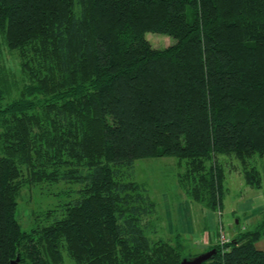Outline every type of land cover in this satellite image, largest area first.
Masks as SVG:
<instances>
[{
    "label": "trees",
    "instance_id": "16d2710c",
    "mask_svg": "<svg viewBox=\"0 0 264 264\" xmlns=\"http://www.w3.org/2000/svg\"><path fill=\"white\" fill-rule=\"evenodd\" d=\"M225 155L263 187L264 0H0V264H182L200 253L154 237L136 162L176 158L216 211ZM43 184L76 188L24 228L21 194ZM263 237L264 215L202 264H264Z\"/></svg>",
    "mask_w": 264,
    "mask_h": 264
},
{
    "label": "rangeland",
    "instance_id": "374dc122",
    "mask_svg": "<svg viewBox=\"0 0 264 264\" xmlns=\"http://www.w3.org/2000/svg\"><path fill=\"white\" fill-rule=\"evenodd\" d=\"M146 38L156 48H163L173 42L165 34L147 32ZM14 67L16 59L11 60ZM226 167L223 209L214 211L189 198L178 181V173L182 171L178 160L174 157H153L137 160L134 168V179L144 183L157 203L153 218L156 228L154 237H164L172 240L176 233L185 238L188 248L193 254L206 252L212 245H222L221 232L230 239L236 236L239 229H253L264 215V159L255 158V165L263 177L261 189L248 186L242 170L234 168L239 163L235 157L224 156ZM48 187L46 184L27 187L19 199L18 217L24 228L33 223L35 212L55 207L61 190L75 189L74 185L58 184ZM212 211L216 215L215 242L209 244L208 235L204 229L208 223L203 211ZM152 236V235H151ZM153 237V236H152ZM153 237V238H154ZM205 249L202 250L203 245ZM226 244V243H225ZM258 249L264 250V237L256 243Z\"/></svg>",
    "mask_w": 264,
    "mask_h": 264
},
{
    "label": "crops",
    "instance_id": "0c3cea01",
    "mask_svg": "<svg viewBox=\"0 0 264 264\" xmlns=\"http://www.w3.org/2000/svg\"><path fill=\"white\" fill-rule=\"evenodd\" d=\"M205 210L206 211H203V214H204V216H207L208 223L205 226L204 233L206 232L205 235H208V238L210 240L209 244H213L215 242L214 231H215V226H216V224H215L216 215L212 211H208L207 209H205ZM205 246H207V244L206 245L204 244L203 247H201V249L204 250Z\"/></svg>",
    "mask_w": 264,
    "mask_h": 264
},
{
    "label": "water",
    "instance_id": "95a60500",
    "mask_svg": "<svg viewBox=\"0 0 264 264\" xmlns=\"http://www.w3.org/2000/svg\"><path fill=\"white\" fill-rule=\"evenodd\" d=\"M215 249H212L210 251L207 252H203L195 257L192 258H184L182 261V264H202L204 261L208 260L209 258H211V256L215 253ZM19 260V258H17L16 260H14L12 262V264H17V261Z\"/></svg>",
    "mask_w": 264,
    "mask_h": 264
},
{
    "label": "built area",
    "instance_id": "2783aa9c",
    "mask_svg": "<svg viewBox=\"0 0 264 264\" xmlns=\"http://www.w3.org/2000/svg\"><path fill=\"white\" fill-rule=\"evenodd\" d=\"M230 240L231 239L229 238V236L224 232V230H222L221 232V243H223L222 245L228 243Z\"/></svg>",
    "mask_w": 264,
    "mask_h": 264
}]
</instances>
